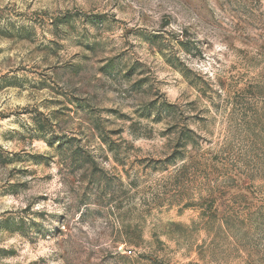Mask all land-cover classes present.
<instances>
[{"label": "rangeland", "instance_id": "374dc122", "mask_svg": "<svg viewBox=\"0 0 264 264\" xmlns=\"http://www.w3.org/2000/svg\"><path fill=\"white\" fill-rule=\"evenodd\" d=\"M0 264H264V0H0Z\"/></svg>", "mask_w": 264, "mask_h": 264}, {"label": "trees", "instance_id": "16d2710c", "mask_svg": "<svg viewBox=\"0 0 264 264\" xmlns=\"http://www.w3.org/2000/svg\"><path fill=\"white\" fill-rule=\"evenodd\" d=\"M1 149H2V147H1V145H0V161H1V162H4V163H7V162H6L7 159L4 158V155L1 153Z\"/></svg>", "mask_w": 264, "mask_h": 264}]
</instances>
